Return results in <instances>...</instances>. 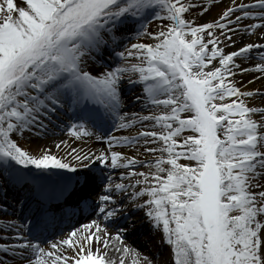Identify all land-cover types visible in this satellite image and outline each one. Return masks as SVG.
Segmentation results:
<instances>
[{"label":"snow or ice","instance_id":"1","mask_svg":"<svg viewBox=\"0 0 264 264\" xmlns=\"http://www.w3.org/2000/svg\"><path fill=\"white\" fill-rule=\"evenodd\" d=\"M192 6L188 0H0V164L8 177L35 193L38 206L68 191L67 181L61 182V174H54L50 165L81 169L82 173H74L76 183L84 189L102 185L104 193L133 185L122 180L113 185L96 165H124L127 171L121 177L138 175L142 179L135 184L147 185L133 195L147 194L141 204L152 223L162 228L175 264H264V187L256 182L264 176V120L253 116L264 113V106L252 107L243 99L264 94V89L242 90L233 79H226L236 71L264 75V53L262 62L247 68L235 59L254 47L264 48V43H243L225 53L222 45L217 46L224 34L215 31L224 29L231 44L235 41L229 23L249 33L264 27V0H230L217 21L201 23L185 18ZM146 15L167 18L169 23L162 25V31H148ZM133 18L143 29L137 37L147 35L154 42L128 44L115 53L120 58L115 67L93 74L85 61L109 45L118 47L121 29ZM246 18L254 22L242 25ZM128 57H135V62ZM215 58L218 65L213 64ZM125 74H133L142 85L143 99L152 104V111H121L120 83ZM89 104L98 107L82 111L83 118L68 127L69 133L88 135L86 119L103 124L110 117L116 128L124 129L145 120L154 123L141 125L134 135L94 133L108 141L107 148L79 154L75 148L65 149L64 154L46 150L33 154L12 138L11 134L30 126H43L41 116L54 114V106L88 108ZM137 143L155 144L144 151L158 155L138 160L113 147ZM140 163L152 170L136 173L133 166ZM31 165L37 171L26 167ZM114 199L109 194L98 197L105 219L115 214L109 205ZM84 203L87 206L89 201ZM45 219L41 207L35 227ZM110 236L123 239L120 232L109 233L92 220L45 247L38 236L28 239L17 229L15 242L0 244V250L23 249V253L13 251L21 259L30 252L33 259L24 264H125L122 258L107 257ZM101 241L105 252L99 251ZM121 248V257L131 255L132 264H141L139 253L128 245Z\"/></svg>","mask_w":264,"mask_h":264},{"label":"bare ground","instance_id":"2","mask_svg":"<svg viewBox=\"0 0 264 264\" xmlns=\"http://www.w3.org/2000/svg\"><path fill=\"white\" fill-rule=\"evenodd\" d=\"M204 1L207 5H213L215 3V0H204ZM219 2H222V0H219ZM245 2H247V0H245ZM246 10H251V9H246ZM229 20H231V17H229ZM231 25L233 24L229 23L227 27L231 30L232 40H234L235 43L226 44L222 48V50L225 53L228 52L231 48L236 49L238 47H241L243 43H253V44L258 42L264 43V39H262V34H264V27H258L254 29L252 33H249L245 31L243 28L231 27ZM218 29L219 28H217V30ZM261 49L264 48L254 47L250 49L247 52L249 53L248 57L256 58V56H258V51ZM215 63H218V60H214L213 64ZM112 64L113 63H111L110 65ZM99 73L100 72H98L97 75ZM133 77L134 75L132 74H125L122 77L121 83L130 81L133 79ZM253 77H255V79H253ZM228 79H233L234 83L238 87H241L242 90H250L252 88L264 89V75H262L259 71H251L247 76L241 78L230 77ZM121 83H120L121 109L126 107L125 109H123V111L128 112L133 108L135 102L129 105V102L132 100L128 99V97L131 96L132 93H129L127 91L122 92ZM129 90L131 92L134 90L133 92L134 94L135 92L138 91V96L134 100H137V103L139 102V105L147 104L148 105L147 107L150 106V102L145 103L143 99L144 93L139 92L142 91V85L139 82H135V83L133 82ZM257 93L261 94V92H257ZM139 95H143V96H139ZM228 99H231V97L225 98L226 101ZM243 99L249 106L252 107L259 108L260 106L264 105V96H259V95H254L253 97L246 96L243 97ZM54 107H56V111L59 110L60 108V111L67 117H71L73 115L76 116L74 112L70 110L68 105H66L63 108L59 106H54ZM160 107H163V105H160ZM75 109L79 112V116L83 117L82 109L84 108L82 106H77ZM90 109H95V107L92 106V108ZM52 115H53L52 112L49 111L48 120H46L45 117L41 116V121L43 126H41L40 124H36L32 126L34 128V131H30L27 128L22 130L21 132H15L14 134H11L12 138L16 139L17 142L21 144V146H24L25 149L30 148L33 149L34 151L37 150L38 152L37 154L45 150L50 151L52 153L64 154L65 149H68V151L71 152L72 148L77 149V154H79L81 146H84L82 150H84L85 153L94 148L95 149L107 148L108 141L97 139L96 135H94L96 131L93 129H91V132L88 135L82 134L79 137L76 136L74 133H69L67 128L59 132L57 135H53L50 137L46 136L47 134H49L47 132V130H49V127L47 126H49L48 122L52 119ZM253 116L255 118L264 120V113H253ZM113 125L116 128V125L114 123ZM141 125L148 126L149 124L142 123L139 125V128ZM139 128L130 131H124L122 133L119 132L117 133L116 131L112 135H123V134L134 135V133L138 131ZM57 145L59 146L57 147ZM145 148H151V146L147 144L140 147L139 145V147L134 146L132 149L129 148L130 150L127 149L125 151L121 149V151L126 153L128 156H136L137 158H139V156L143 155L146 152L144 151ZM144 157L145 156H142L141 158L143 159ZM181 160H183L181 162H186L184 158H181ZM101 166L103 168L104 176L111 177V182L113 183V185H115V183L121 180L123 181L124 184H129L132 179L142 178L138 175H133V176L125 175L121 177L119 174L121 172H125L124 170H122L123 167H120L121 165L112 168L106 167L104 165ZM17 167H25V166H17ZM26 167H28L32 171H37L36 166L34 165L26 166ZM133 167H135V165ZM2 168L3 165L0 164V170ZM49 168L52 170L53 173L61 174L60 177L63 176L66 178L70 174L82 173V170L80 169L79 170L58 169L51 165L49 166ZM115 168L118 170L117 172L116 171L114 172ZM150 170L152 169L148 165L146 171H150ZM135 171L136 173H139L140 169ZM165 174L166 173H161V175H165ZM0 176H1V172H0ZM1 177H4L3 180L6 179L7 177L8 187H6L5 190H0V217H3L2 214L10 213L11 215L12 214L18 215L19 221H21V219L29 215L28 221L30 225L35 226L37 214L40 208L42 207L43 209L46 210V219L39 226V228L36 227L35 228L37 232L36 236H38V238L41 239L42 244H44L45 247L48 246V241H53L51 236L53 232L57 230V227L60 224L64 225V223L67 224L71 221L81 220L87 214L93 212L96 203L99 205L98 197L100 195L109 194V195H113L115 198L114 202H109V205L115 209V214L107 218L108 223L103 224L105 217L100 214L98 209L96 213H98L99 217L96 221L102 224L109 233L119 232L117 229H115V226L122 225V228L120 229L121 230L120 233L123 236V239L116 240L111 236L109 237L110 243L106 249L107 257L108 258L114 257L116 261H119L122 258L124 259L125 264H132L133 258L131 255L126 254L123 257H121V251H122L121 245H128L131 249L135 250L137 253L140 254L138 256V259L141 261V264H147L148 261H150L151 264H175V261L172 256L171 244H169L166 240L163 239V232L161 228H158L156 225L152 223L151 218L147 216V213L144 211V207L141 204V201L143 199H147L148 196L143 198L135 197L133 195V192L137 191V187H135L133 184H132L133 187H128L123 191H118L115 188H113L107 193L101 191L102 185L92 186L87 189H84L81 188L79 184H77L76 186H73L68 189L65 195L62 196L60 202L54 203L53 200H51L47 203H44L43 205L38 206L37 200H35L37 199L36 195L34 194V197L31 199V190L27 187V185L21 186L19 182L5 175ZM108 182H109L108 180L104 181V183H108ZM256 182L259 183L261 187H264V176H261L259 180ZM250 190L253 192H259L260 188L251 187ZM91 195L93 196L95 195L96 197L95 202L88 203V205L85 206L84 201L89 199ZM8 196H10L12 200L11 207L5 206ZM27 200L28 203L24 207L23 205L26 204ZM116 205H119V207L117 208ZM86 221L87 220H83L81 225L89 224V223L84 224ZM68 234L69 233H66L65 235L67 236ZM64 248L69 249V246L65 245ZM92 248L93 250L97 248V244L95 241L92 242ZM117 249H120V251H118ZM70 250H72L74 253L76 252L74 248H70ZM99 251L105 252V246L103 245V241L100 242ZM145 257L147 258L146 260ZM16 258L18 257L15 256L13 258V256L0 254V264H3V262L13 261ZM32 259L33 257L30 254L28 255V258L26 260H32Z\"/></svg>","mask_w":264,"mask_h":264},{"label":"rangeland","instance_id":"3","mask_svg":"<svg viewBox=\"0 0 264 264\" xmlns=\"http://www.w3.org/2000/svg\"><path fill=\"white\" fill-rule=\"evenodd\" d=\"M188 2L190 4H192L193 6L185 13V18L186 19H191V18L194 17L195 18L194 22H196V23L217 21L218 15L220 13H222L223 9L225 7H227V6H229V4H230V0H224V1L222 0V2H219V0H215V3L213 5H207L204 0H188ZM236 2H240V0H236ZM234 15H239V13H234ZM145 22H146L148 31H154V30H161L162 31L163 30L162 25H167L169 23L167 18L153 19L152 16H150V15H146V21ZM253 22L254 21H253L252 18H246V19L241 21V24L242 25H249V24H251ZM139 23H140V21L138 19H136V18H133L132 20L128 21L127 24L121 29V31L119 33L120 39L117 41L119 46L116 47V48H113L111 45H109L108 46V50H103L102 49L100 52H93L91 57H89L85 61L86 68L88 70H92L93 74L97 75L98 72H102V70H104L105 68L115 67L116 63L120 62V58L118 56H116L115 53L118 52V51H121V50H125L127 48L128 44L136 43L137 40L143 41L145 43L154 42L153 38L148 37L147 35H140L139 37H137L136 33H137L138 30L143 32V29H138V24ZM231 27H236V25L233 24V25H231ZM205 31H207V30H205ZM215 31L224 34V39H222L220 41V44L217 45L218 47H220L221 45L224 47L226 44L229 43L228 40H227V36H228L227 32H225L224 29H220L219 28L218 30L216 29ZM205 38L207 39V37H205ZM210 47L211 46L209 45V48ZM233 50H235V49L231 48L229 51H233ZM262 53H264V49H261V50L258 51V56H256V58L248 57L249 53H245V56H243V57L238 56L235 59L237 60L238 63H240V65L242 67L247 68L251 64L262 62L261 59H260V54H262ZM127 59H129L130 61H133V62H135V60H136L135 57H128ZM214 60H219V58H215ZM111 63H113V64L110 65ZM215 65H218V63H215ZM211 66L212 65L206 66V68H210ZM249 72H251V71H246L244 73H240V72L236 71L234 73V78H241V77L247 76L249 74ZM228 78H230V77H226V79H228ZM124 79H126V78H124ZM133 82L134 83L137 82L136 79H135V76L133 77L132 80L121 83V91L122 92L127 91L129 93H132L131 96L128 97V99L132 100V101L129 102V105H131L132 103L135 102L134 106L132 105L133 108L130 111H128V112L123 111V109H125L126 107L122 108L121 111L125 112V113H138V114L139 113H146L148 111H152L153 110V106H152L151 103H150V106L147 107L148 106L147 104L139 105V102L137 103V100H134L138 96V91L135 92V94H134L133 93L134 90L132 92L129 90L130 86L132 85ZM139 92L143 93L142 91H139ZM255 95L264 96V94H262V93L261 94L256 93ZM139 96H143V95H139ZM253 96H251V97H253ZM75 111H76V109H75ZM48 118L49 117L47 116L45 119L48 120ZM128 118L131 119L130 116ZM75 122L76 121L71 120L68 117H65L64 115H62V113L59 110H57L52 115V119L48 122L49 126H47V127H49V130H47V132L49 134H47L46 136L50 137L51 135H57L56 133H58L61 129H65L66 127L68 129V127L72 123H75ZM142 123H146V124L150 125V124H153L154 122L145 120V121H141L137 125L130 126L127 129L116 128V130H117V133L118 132L122 133L124 131H130V130L138 129L139 125L142 124ZM28 130L34 131V128L32 126H30L28 128ZM116 130L115 131H113V130L106 131V134L107 135L108 134L112 135L113 133L116 132ZM102 134H103V132H102ZM123 135H125V134H123ZM126 135H128V134H126ZM43 140H45V139H43ZM139 145H140V147L144 146V145H141L139 143H137L135 146L139 147ZM152 145H153V147H152ZM149 146H151V148H155L156 147L155 144H149ZM22 147H24V146H22ZM113 147H114L115 150H118V151H121V149L126 151L129 148L132 149L134 146H132V145H114ZM83 148H84V146H81L80 150H82ZM27 149H28V151H30L33 154H37L38 153L37 150L34 151L33 149H30V148H27ZM156 155H158V153L145 152L143 155L139 156V158H137V159L138 160H145V159H148V158L155 159ZM142 156H145V157L142 159L141 158ZM181 161H183V160H181ZM71 162H74V161H71ZM98 165H97V167H101V165L100 166H98ZM148 165L149 164H147V163H140V165L139 164L135 165L134 168H135V170L143 169L144 171H146V168H148ZM120 167H123L122 170H124L125 172L127 171V168H125L126 166L121 165ZM115 171L117 172L118 170L115 168L114 172ZM0 172H1V176H4V175L8 176V175L5 174L3 168L1 169ZM1 176H0V187H1L0 190H4L7 187V185H8L7 184L8 180H7V177H6V179L2 180L4 177H1ZM148 179H151V178H148ZM136 180L137 179H132L131 182H132V184L135 187H137V191H139V188L147 186V185H144V184H135ZM146 196H147V194L143 195L142 198L146 197ZM147 199H148V197H147ZM10 204L12 205V200H11L10 196H8V199H7L6 203H5V206L6 207H9V206L11 207ZM97 206H95V209L98 208ZM2 216L3 217H0V225H1L0 226V244H3L5 242V244L12 245L15 242V237H14V232L15 231H14V228H16L17 225H20L21 232H23V235H24L25 238H28V239H32L33 238L31 236L30 231H29L30 228H28V225H27L28 224V220H27L28 217H25L23 220L19 221L18 220L19 219L18 215H14V214L11 215L10 213H5V214H2ZM15 220H17L18 222H15ZM106 220L107 219H105L103 221L104 224L106 223ZM77 228H75V229H77ZM120 228H122V225L115 227V229H117V230L119 229L118 230L119 232L121 231ZM161 230H162V228H161ZM63 233H64L63 234V236H64L66 232H63ZM6 237H11V238L5 239ZM56 240L57 239H55L53 241H56ZM8 250H11L12 252L15 251L17 253H23L24 252V250L20 249V248H15L14 250L8 248ZM66 250L73 252L72 250H70V248L66 249ZM11 254H13V253H11ZM25 257H26V255L23 256V259L20 258L18 260H13L9 264H24L23 261H24ZM3 264H5V263H3ZM6 264H8V263H6Z\"/></svg>","mask_w":264,"mask_h":264}]
</instances>
